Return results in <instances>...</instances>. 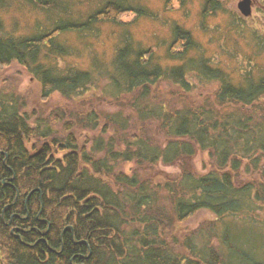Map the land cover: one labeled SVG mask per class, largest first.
I'll use <instances>...</instances> for the list:
<instances>
[{"label": "trees", "instance_id": "16d2710c", "mask_svg": "<svg viewBox=\"0 0 264 264\" xmlns=\"http://www.w3.org/2000/svg\"><path fill=\"white\" fill-rule=\"evenodd\" d=\"M27 1L47 15L59 9L63 17L48 32L17 36L6 31L0 15V66H25L39 80L45 100L57 92L65 99L78 93L82 102L79 91L96 77L58 64L76 53L70 40L61 39L109 25L111 34L116 29L126 37L113 42L110 73L122 93L109 85L106 91L115 98L126 95L133 109L125 118L106 115L101 136L82 142L78 124L61 119L67 110L56 104L60 110L48 122L17 88L0 87V264H73L74 256L79 264H95L103 256L112 264H264V36L239 31L242 17L229 19L227 31L235 36L232 44H240L237 50H247L241 44L249 39L245 69L230 55L227 61L235 66L216 61L183 24L171 23L167 51L134 45L132 22L123 17L155 20L146 0H88L82 18L73 15L83 0ZM162 1L168 11L175 10V1L188 11L191 2ZM222 10V0H204L200 17ZM164 81L184 94L181 104L155 95ZM193 82L212 85L210 98L187 102ZM130 120L138 123L129 136ZM51 141L69 151V165L62 164L64 156L44 159ZM205 151L211 161L199 173L193 159ZM123 163H134L136 171H122ZM160 163L179 166L181 173L159 182L139 174ZM202 208L216 219L201 232L174 235ZM12 216L6 226L2 218ZM88 248L98 260L80 257Z\"/></svg>", "mask_w": 264, "mask_h": 264}, {"label": "rangeland", "instance_id": "374dc122", "mask_svg": "<svg viewBox=\"0 0 264 264\" xmlns=\"http://www.w3.org/2000/svg\"><path fill=\"white\" fill-rule=\"evenodd\" d=\"M222 1L226 7L225 12L222 10L223 12L220 11L215 16L205 19L200 17L204 0H191L188 5V11L179 9V4L176 1L174 2L175 10L168 11L162 0H146L147 4L156 12V21L149 19V17H138L134 14L125 15L123 21L132 22L130 30L132 31L134 42H137H132L134 45L139 46L138 43H141L144 48H151L147 47L151 45L154 50H159L160 52L167 51L171 44V23L183 24L191 29L193 35L208 49V54L215 55L216 61L223 59L225 63L235 66V64L227 61V57L231 56V59L237 61L238 65L248 69L249 63L244 53L250 50L248 49L250 48L249 39H245L241 44L247 50L243 49V51L245 50L244 52L240 51V49L237 50L240 44L238 46L232 44L235 36L233 33H229L230 31H227L229 28L228 23L231 17H242L245 22L240 23L243 28L239 31L246 29L248 32V29H253L264 36V0H251L252 13L249 17H245L239 10L238 3L240 0ZM4 4L1 14L6 25V31L17 36L32 35L35 32H48L53 28V23L62 16V12L59 9H55L53 13L47 15L45 12L39 11L36 6L27 0H4ZM88 5V0H83L82 4L75 5L76 13L75 6L72 7L75 13L73 16L82 18L81 13ZM203 25H205V30H203ZM110 30L111 27L109 25L101 28L93 27V30L69 34V36L62 37L64 40L61 39V42L70 40L67 42L75 47L76 53L72 57H67L66 60H59L58 64H62L65 69L71 65L76 68L89 70L96 77L94 84L84 88L81 92L79 91V97L82 102H79L78 93L73 99H65L58 92L53 93L47 100L43 99L41 96V84L37 77L18 62H13L6 67L0 66V87H9L11 85L17 88L19 92L27 97L30 108L38 109L40 114L46 113L47 109L55 107L56 104L68 111L73 110L72 119L78 124L77 129L80 130V141L84 142L86 138H89V140L96 139L103 132L102 125L106 120L104 118L106 115L109 118L121 113L125 118L132 113L133 109L131 102L128 103L126 95L115 98L106 91L108 89L107 84L110 85V73H112L111 69H113V63L111 62L113 59V42L115 38L126 37L121 34V30L112 29V34ZM228 35L234 38L231 39ZM220 47L221 49H219ZM169 62L165 61V64ZM97 68H103V71H99ZM193 83L196 88L192 95H186L187 102H199L204 100V98H210L212 85L205 86L201 83ZM156 93L155 95L160 98L166 97L171 101H176L177 99L179 104L182 102L181 97L184 96L176 86L165 81L161 82ZM177 94H179V98L174 99L173 97ZM75 99L77 100L75 101ZM101 114L102 117H100ZM137 123L134 120H130L129 126H125L127 130L125 134L130 136L133 127ZM146 124L150 128V121ZM154 125L160 133L159 135L163 136L158 124L154 123ZM117 132L120 133L122 131L118 130ZM210 161L208 152H199L194 160L196 170L200 173L206 172ZM120 168L128 174H132L134 170L136 171L134 163H123ZM139 172L143 176H148L150 180L155 179V181L159 182L167 178L178 177L181 170L179 166H165L160 163L152 170L140 169ZM215 219V215L209 210H199L177 226L174 230V235L179 238L183 234L186 236L193 235V231H196V233L201 232L200 229L205 228V224ZM211 230L213 232L211 234L213 237L211 238H214V231L213 229ZM205 232L208 233V231Z\"/></svg>", "mask_w": 264, "mask_h": 264}, {"label": "bare ground", "instance_id": "6f19581e", "mask_svg": "<svg viewBox=\"0 0 264 264\" xmlns=\"http://www.w3.org/2000/svg\"><path fill=\"white\" fill-rule=\"evenodd\" d=\"M3 7L1 6L0 7V15L2 16V14H1V12L3 11V9H2ZM47 11H50V10H47ZM51 13H53V11H51V12H49L48 13V15H50ZM241 21V18H239V22ZM204 28V27H203ZM203 28H201V29H203ZM203 30H205V28L203 29ZM107 85H109V84H107ZM115 85V83L114 82H111V80H110V87L112 88V91L113 92H116V93H118V94H121L122 93V91H121V89L117 86V87H115L114 86ZM65 109V108H64ZM59 110H60V108L59 107H56V108H54V107H52V108H50L49 110L47 109V111H46V113H43V114H40L39 113V111H38V109H35V111L37 112L36 113V116H42L43 115V117L42 118H44V119H47V121L48 122H50L55 116H56V114L55 113H58L59 112ZM66 110V109H65ZM61 119H62V121H64V120H70V119H72V112H70V111H64L63 113H62V115H61ZM73 120V119H72ZM51 145H50V147H48L49 149L47 150V154L45 155V158L44 159H46V161H48V162H50L49 161V158L52 156V157H54V156H56L57 158H61V157H63V162H62V164L64 165V166H67V165H69V161H70V155H69V151L68 150H65V152H61V146H60V144H58V143H55V142H53V141H51ZM195 160V158L193 159V161ZM77 172L78 173H80V176H81V179H83V177L82 176H84V173H83V168L81 167V165L79 164V166H78V168H77ZM200 173V172H199ZM66 178H69V180H71L70 179V177H66ZM73 179H74V177H73ZM69 182H73V181H69ZM74 184L75 185H79V184H81V183H78V182H74ZM82 192H84V191H82ZM87 192V191H86ZM90 195H92V194H90ZM203 209H206V210H209V209H207V208H202L201 210H203ZM210 211V210H209ZM198 212V211H197ZM210 212H212V211H210ZM122 213H123V210H122ZM213 213V212H212ZM214 214V213H213ZM124 215V214H123ZM123 215H121L120 217L121 218H123ZM15 217L14 216H12L9 220H11V221H8L6 218H2L3 219V222H4V224L6 225V226H10V224H11V222H13V219H14ZM17 225H19L20 223L19 222H15ZM116 225V222H114V224H113V227ZM126 232V231H125ZM125 232L124 231H122L121 232V235L122 234H125ZM114 238V237H113ZM141 249H142V247H140L138 250L139 251H141ZM138 251V252H139ZM82 259H84V260H89V259H94V260H98V258H97V256L96 255H94L93 253H92V250L90 249V248H88V250H87V252L85 253V254H82L81 256H80ZM110 257V256H109ZM127 257L128 258H130V256H128L127 255ZM75 258H76V256H74L73 257V264H79L80 263V261H78V262H76V260H75ZM95 264H112V260H111V257H110V259L108 260L105 256H103V257H101L98 261H95L94 262ZM81 264H85V262H82Z\"/></svg>", "mask_w": 264, "mask_h": 264}, {"label": "water", "instance_id": "95a60500", "mask_svg": "<svg viewBox=\"0 0 264 264\" xmlns=\"http://www.w3.org/2000/svg\"><path fill=\"white\" fill-rule=\"evenodd\" d=\"M239 10L244 16L248 17L252 13V1L251 0H240L238 3Z\"/></svg>", "mask_w": 264, "mask_h": 264}]
</instances>
